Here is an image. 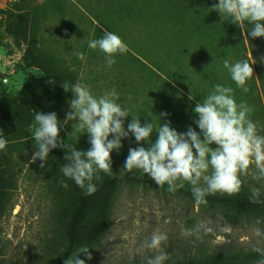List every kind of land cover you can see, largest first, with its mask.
I'll return each instance as SVG.
<instances>
[{"label":"rangeland","instance_id":"374dc122","mask_svg":"<svg viewBox=\"0 0 264 264\" xmlns=\"http://www.w3.org/2000/svg\"><path fill=\"white\" fill-rule=\"evenodd\" d=\"M217 3L0 0V131L7 140L0 150V177L6 191L0 213V264L64 263L85 245L92 256L88 260L81 254L85 264H146L157 254L144 247L154 232L167 235L161 250L175 255L196 239L213 252L264 249V217L257 221L240 209L201 207L184 194L163 190L141 170L123 169L129 148L148 147L146 141L138 144L131 133L122 138L120 150L111 153L112 174L121 180L99 189L94 198H87L60 170L68 163L65 151L91 147L89 134L76 121H65L74 94L64 90V83L79 82L95 96L114 88L129 113L124 119L126 130L134 117L154 127L170 122L179 133L189 126L200 132L193 108L220 84L233 89L237 103L254 109L250 118L264 135V92L258 73L259 67L264 69V38L260 37L254 54L246 25L241 28L228 17L223 20L213 9ZM105 31L117 34L128 49L115 55L111 67L102 51L88 47ZM79 53L84 60L78 59ZM225 59L251 64L248 92L232 81L223 66ZM190 94L194 99L189 100ZM36 112L57 114L66 145L65 150L58 147L50 152L48 158L60 164L48 177L32 166L40 162L31 159ZM157 138L154 130L150 139L154 143ZM255 171L250 166L249 173L241 176L239 194L250 195L252 188L264 194V179H253ZM135 175H146L147 180L126 179ZM62 180L67 189L61 187ZM186 186L191 187L185 182ZM76 215L86 220V226L76 229L72 240L68 223ZM182 230H191V235H182Z\"/></svg>","mask_w":264,"mask_h":264},{"label":"clouds","instance_id":"9594fccd","mask_svg":"<svg viewBox=\"0 0 264 264\" xmlns=\"http://www.w3.org/2000/svg\"><path fill=\"white\" fill-rule=\"evenodd\" d=\"M213 9L220 13L223 20L228 17L232 24L241 28L251 25L247 36L264 37V0H218ZM88 47L102 51L109 67L116 63L114 57L117 53L123 54L128 50L123 40L109 31H105L100 39L90 40ZM84 58L83 53L78 54V59ZM223 66L237 87L248 92L246 83L253 76L251 64L247 60L232 64L225 59ZM62 86L66 92L74 94L69 101L71 111L66 113L65 121H76L83 133L89 134L91 147L87 151L77 150L76 147L70 152L65 151L64 159L68 163L60 170L64 177L83 189L85 195H92L98 190L95 182L102 181L101 173L112 174L111 153L120 150L122 138L128 137L129 133L138 144L148 142V147L129 148L123 169L129 173L133 169L141 170L156 185L163 187L167 184L170 192L183 188L187 182L197 204H207L206 196L210 194H238L242 188L241 176L249 173L250 166L254 165L256 170L252 174L253 179H264V135L258 133L257 123L250 118L254 109L246 103H237L231 87L216 84L202 101L195 104V124L200 132L189 126L186 132L179 133L170 126V122L154 127L152 122L142 124L139 118L134 117L126 130L124 119L129 113L118 102L120 97L114 88L95 96L90 88L79 82L71 85L64 83ZM192 99L194 97L190 94L189 100ZM154 130L158 138L153 143L150 137ZM60 131L55 112L35 113L32 137L37 151L32 155V162L39 159L43 168L53 149L60 147L65 150ZM6 145L7 140L0 131V150H4ZM60 183L65 189L69 187L63 180ZM259 196L260 189L252 188L250 202L260 203ZM256 234L260 235V232ZM182 235H191V230H182ZM166 240L165 233L152 234L144 247L156 250L157 254L147 259L146 264H164L169 257L161 250V244ZM254 251L264 257V249ZM81 254H85L88 260L92 259L85 245L64 264H85ZM257 264H264V258Z\"/></svg>","mask_w":264,"mask_h":264},{"label":"trees","instance_id":"16d2710c","mask_svg":"<svg viewBox=\"0 0 264 264\" xmlns=\"http://www.w3.org/2000/svg\"><path fill=\"white\" fill-rule=\"evenodd\" d=\"M250 27L251 25H246V33L248 28ZM248 38L251 44V50L254 54H256V45L260 37L251 38L250 36H248ZM258 71H259L258 73H259L260 84L264 92V69L262 67L261 68L259 67ZM33 151L34 152L37 151V148H35ZM0 162H1V157H0ZM40 164L41 161L37 164H33L32 166L35 167L38 171H40L43 175L48 177L50 172H52L53 169L57 166V164H60V162H58L57 160L56 161L53 160V158L51 159L48 158L45 163V167L41 168ZM1 168L2 167H0V170ZM126 179L129 181L144 182L147 180V176L146 175L126 176ZM120 180L121 178L118 175L111 174V175L102 176L101 182H95V181L94 182L97 183V189L99 190L101 188L111 186ZM3 185H4V181L0 177V213L1 210L3 209V202L6 198V191ZM161 188L163 190H168L167 184H165ZM97 191L92 195H86L87 198L89 199L94 198ZM175 192L184 194V197L194 200L190 186L179 188ZM250 196L251 194L246 195L239 193L232 196L221 193H216L214 195L210 194L206 196L207 204H200V205L201 207L210 206L225 210L240 209L245 213H250V216L258 221L259 217L261 216L264 217V194H260L259 196V200L261 201L260 203H251ZM93 219H91L90 221H92ZM85 221L86 220L84 219L82 222L81 217L79 215H76L71 220V222L68 223L69 236L72 240H74L76 237L74 236L75 235L74 233H76V229L79 228L82 229L86 226V224H83L85 223ZM87 225L91 226L93 225V223H89ZM167 254L169 258L166 261H164V264H257V262L260 259L264 258L261 257V255L254 250L235 249L228 252H213L207 249L206 247H204L203 243L199 239H196L193 243H190L188 247L186 245L182 247L181 252L177 253L176 255L173 253L172 250H169ZM58 264H64L63 260H60Z\"/></svg>","mask_w":264,"mask_h":264}]
</instances>
